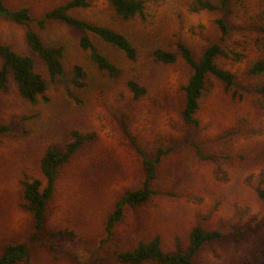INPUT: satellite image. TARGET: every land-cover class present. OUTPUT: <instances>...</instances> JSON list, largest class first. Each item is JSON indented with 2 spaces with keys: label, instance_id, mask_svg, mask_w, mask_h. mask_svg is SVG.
Segmentation results:
<instances>
[{
  "label": "rangeland",
  "instance_id": "374dc122",
  "mask_svg": "<svg viewBox=\"0 0 264 264\" xmlns=\"http://www.w3.org/2000/svg\"><path fill=\"white\" fill-rule=\"evenodd\" d=\"M67 1L5 0L11 8L30 7L35 19ZM143 1L145 15L127 21L106 0H95L82 14L123 33L138 50L132 62L94 38L122 69L117 79L98 69L71 25L54 21L41 29L33 22L46 46L65 50L66 73L52 81L26 41V28L0 17V45L32 58L49 83V100L36 103L22 99L12 74L8 89H0V125L11 128L0 136V255L8 245L26 243L29 264H121L111 251L133 250L156 235L166 252H175L178 243L187 250L193 228L200 226L224 237L207 243L195 256L196 264H264V258L257 260L264 248V203L257 192L264 188V101L256 90L264 78L249 74L264 59V32L241 14L199 9V0ZM220 18L233 28L225 42L230 57L220 63L236 75V91L212 78L196 115L199 126L189 125L181 112L191 70L181 58L173 65L157 62L153 51L162 47L180 55L178 44L183 43L199 58L220 41ZM2 64L0 57V70ZM75 65L87 73L83 89L71 85ZM131 79L147 88L138 102L127 85ZM74 130L95 133L97 139L61 170L41 238L35 240L33 217L22 207L21 180L27 174L45 181L42 154L50 146L63 149ZM159 148L170 152L152 186L165 194L142 207H127L108 240L105 224L115 204L145 182L141 151L152 159Z\"/></svg>",
  "mask_w": 264,
  "mask_h": 264
},
{
  "label": "trees",
  "instance_id": "16d2710c",
  "mask_svg": "<svg viewBox=\"0 0 264 264\" xmlns=\"http://www.w3.org/2000/svg\"><path fill=\"white\" fill-rule=\"evenodd\" d=\"M113 8L115 14L122 20H130L145 15V2L143 0H106ZM95 0H68L66 3L48 9L41 18L32 16L30 7L11 8L0 0V17L24 26L26 28V41L32 51L36 53L46 64L49 77L55 81L66 73L64 63V47L46 46L38 31L32 28V23L37 22L41 29H45L49 22L59 21L71 25L81 33L80 47L87 52L91 60L99 70L105 72L110 78L117 79L122 76V69L107 58L96 44L94 38L121 51L128 60L135 62L138 59V50L132 41L123 33L103 24L89 21L82 17L83 12L92 8ZM199 0V9L208 11H222L231 16L235 13L241 14L243 18L251 21L252 27L264 32V0ZM221 39L211 44L200 56L196 58L192 50L183 43L178 44L180 55L165 48L158 47L153 51L155 61L165 65L176 64L180 58L191 70L190 78L183 86L185 92V105L181 116L185 123L199 126L196 115L201 106V100L206 94L208 84L212 78L224 85L227 91H236L237 77L225 68L221 59H228L230 51L226 47V41L231 34L232 26L224 19L216 21ZM0 57L3 60L0 70V89L7 90L9 87V76L12 74L23 100L36 103L39 99L48 101L47 91L49 83L36 71L34 60L28 56L17 53L9 45H0ZM70 82L74 89H83L86 86L87 73L80 65H75L71 71ZM249 74L254 77L264 78V59L255 62ZM134 101H140L146 94L147 88L137 80L131 79L127 83ZM258 94L264 101V79L257 84ZM78 102L82 100L76 98ZM11 131L8 125H0V136ZM70 141L63 149L48 147L41 156L40 168L45 181L24 174L21 180V192L23 197L22 207L29 212L34 221V233L32 238L40 240V232L44 227L50 203L54 197L55 187L61 170L67 166L74 155L88 143L97 139V134H83L79 131L70 133ZM170 150L159 148L155 157L148 159L144 151L141 153L146 165V179L143 186L137 190H128L115 204L114 210L108 216L105 231L107 239L115 235V229L125 217L127 207L139 208L149 202L155 196L162 193L153 188L152 183L158 176V168ZM258 196L264 203V188L258 189ZM62 234L73 235L69 231H60ZM54 234V233H53ZM224 237L218 230L209 231L196 226L190 235L187 250H183L180 243L177 244L175 252H166L162 246V239L156 235L148 242H140L133 250L111 251L113 257L121 264H145L154 262L156 264H196L195 256L207 244ZM264 258V248L257 256V260ZM31 254L26 243L11 244L4 247L0 255V264H29Z\"/></svg>",
  "mask_w": 264,
  "mask_h": 264
}]
</instances>
